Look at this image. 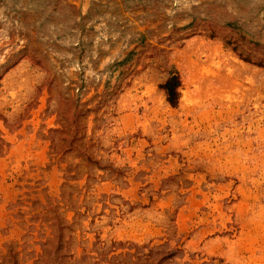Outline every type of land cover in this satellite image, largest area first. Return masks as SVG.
Returning a JSON list of instances; mask_svg holds the SVG:
<instances>
[{
    "label": "rangeland",
    "instance_id": "rangeland-1",
    "mask_svg": "<svg viewBox=\"0 0 264 264\" xmlns=\"http://www.w3.org/2000/svg\"><path fill=\"white\" fill-rule=\"evenodd\" d=\"M237 53L264 62V0H0V264H264Z\"/></svg>",
    "mask_w": 264,
    "mask_h": 264
},
{
    "label": "trees",
    "instance_id": "trees-1",
    "mask_svg": "<svg viewBox=\"0 0 264 264\" xmlns=\"http://www.w3.org/2000/svg\"><path fill=\"white\" fill-rule=\"evenodd\" d=\"M189 25H191V22L187 26H189ZM227 25L231 29H235V30L239 29V28H237L236 24L233 22L227 23ZM209 37H213V34L210 33ZM224 44L230 45V44H232V41L226 40V41H224ZM236 49H237V45H233L232 50L236 51ZM237 55L240 59H242L245 62L252 63L256 66L264 68V62L262 60L251 61V59L249 57L243 56L241 53H237ZM129 57H130V54L128 56H126L125 58H123L122 60L115 61L114 62L115 69L118 68L119 66L125 65L127 63V61L129 60ZM167 73H168V75H167L166 79L161 84H159L158 86L164 92L165 99L168 102V104L172 107H175L177 102H178V98H179L178 88L180 86V78H179L178 72L172 67H170V69L167 71Z\"/></svg>",
    "mask_w": 264,
    "mask_h": 264
}]
</instances>
